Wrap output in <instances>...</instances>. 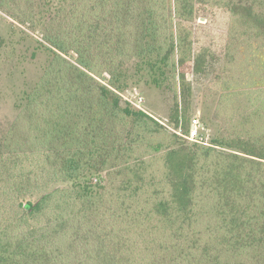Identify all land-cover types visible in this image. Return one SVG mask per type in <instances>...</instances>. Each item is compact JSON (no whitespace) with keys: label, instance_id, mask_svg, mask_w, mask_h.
<instances>
[{"label":"trees","instance_id":"obj_1","mask_svg":"<svg viewBox=\"0 0 264 264\" xmlns=\"http://www.w3.org/2000/svg\"><path fill=\"white\" fill-rule=\"evenodd\" d=\"M0 11L41 25L51 54L24 99L25 133L0 142V264H264V0H0ZM208 11L227 15L202 93L225 132L188 143L190 77L216 54L195 27ZM131 81L171 90L181 134L124 101Z\"/></svg>","mask_w":264,"mask_h":264},{"label":"rangeland","instance_id":"obj_2","mask_svg":"<svg viewBox=\"0 0 264 264\" xmlns=\"http://www.w3.org/2000/svg\"><path fill=\"white\" fill-rule=\"evenodd\" d=\"M226 16L224 13L208 11L195 22V27L200 33V44L212 45L216 54L213 59L215 61H211L212 64L204 69L202 75L190 77L193 82V97L188 117L191 119V125L196 123L197 138L189 140V135L185 136L188 143H210L217 135L225 132L211 121L214 102L202 93L211 85L215 77V67L223 58L219 50L224 43L222 38L225 36L222 35ZM40 30L41 25L34 29L28 28L0 11V142L10 129H16L20 134L25 133L24 128L20 129V125H24L25 96L37 83L51 59V54L42 46L44 43L41 41ZM121 96L124 101L133 103L132 105L167 127L170 133L174 131L181 134L168 119L173 106L172 92L169 88L155 89L145 86L143 82L135 84L131 81L127 89L121 92ZM137 96L142 98L140 104L136 103Z\"/></svg>","mask_w":264,"mask_h":264},{"label":"built area","instance_id":"obj_3","mask_svg":"<svg viewBox=\"0 0 264 264\" xmlns=\"http://www.w3.org/2000/svg\"><path fill=\"white\" fill-rule=\"evenodd\" d=\"M136 100H137V102L136 103H138V104H140L141 102H142V98H140V97H136ZM133 104V103H132ZM137 108V107H136ZM196 132H197V126H196V123H193L192 125H191V128H190V132H189V136H188V139L189 140H191V139H193L194 137H196ZM197 138V137H196ZM195 138V139H196Z\"/></svg>","mask_w":264,"mask_h":264}]
</instances>
